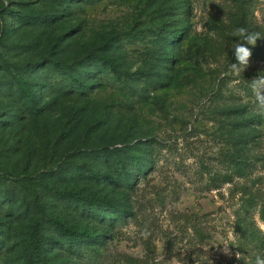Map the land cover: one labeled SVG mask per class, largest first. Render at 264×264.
I'll use <instances>...</instances> for the list:
<instances>
[{
	"label": "rangeland",
	"instance_id": "rangeland-1",
	"mask_svg": "<svg viewBox=\"0 0 264 264\" xmlns=\"http://www.w3.org/2000/svg\"><path fill=\"white\" fill-rule=\"evenodd\" d=\"M256 78L264 0H0V264L264 258Z\"/></svg>",
	"mask_w": 264,
	"mask_h": 264
},
{
	"label": "clouds",
	"instance_id": "clouds-1",
	"mask_svg": "<svg viewBox=\"0 0 264 264\" xmlns=\"http://www.w3.org/2000/svg\"><path fill=\"white\" fill-rule=\"evenodd\" d=\"M254 15L256 16L257 20L259 21L261 19V12L259 9H257L254 12ZM234 35H238L243 37L247 40L248 43L255 45L257 39L261 38V34L259 32L250 33L248 29L245 27H240L236 29ZM237 52H243L244 56H238V59L241 61V63L247 62V57L251 55L250 50H246L243 47H240L237 49ZM253 94L256 96V99L258 102L264 103V91H262V88H264V78H256L252 85ZM256 220V227L258 230L262 233H264V221H262L258 216L255 218ZM239 258V257H237ZM255 264H264V258L257 257Z\"/></svg>",
	"mask_w": 264,
	"mask_h": 264
},
{
	"label": "trees",
	"instance_id": "trees-1",
	"mask_svg": "<svg viewBox=\"0 0 264 264\" xmlns=\"http://www.w3.org/2000/svg\"><path fill=\"white\" fill-rule=\"evenodd\" d=\"M64 194H68V195H71V196H74L76 197L77 194L71 192V191H68V192H65ZM83 200H86V201H89L91 203H95V204H98V205H106V201L102 200V199H98V198H94V197H81Z\"/></svg>",
	"mask_w": 264,
	"mask_h": 264
}]
</instances>
